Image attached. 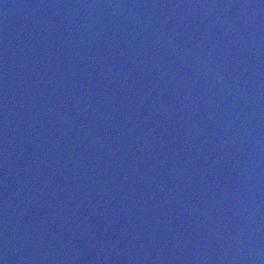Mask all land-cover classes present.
I'll return each mask as SVG.
<instances>
[{
  "label": "water",
  "instance_id": "obj_1",
  "mask_svg": "<svg viewBox=\"0 0 264 264\" xmlns=\"http://www.w3.org/2000/svg\"><path fill=\"white\" fill-rule=\"evenodd\" d=\"M207 100L264 220V0H149Z\"/></svg>",
  "mask_w": 264,
  "mask_h": 264
}]
</instances>
